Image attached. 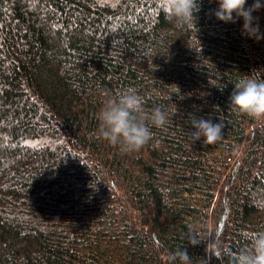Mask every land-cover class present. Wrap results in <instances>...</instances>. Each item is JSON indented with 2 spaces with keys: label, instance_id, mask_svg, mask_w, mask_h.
<instances>
[{
  "label": "trees",
  "instance_id": "obj_1",
  "mask_svg": "<svg viewBox=\"0 0 264 264\" xmlns=\"http://www.w3.org/2000/svg\"><path fill=\"white\" fill-rule=\"evenodd\" d=\"M197 3L181 27L156 0H0V264H232L264 231V119L228 109L264 39ZM130 87L168 122L123 153L97 117ZM190 116L222 139L193 142Z\"/></svg>",
  "mask_w": 264,
  "mask_h": 264
},
{
  "label": "clouds",
  "instance_id": "obj_2",
  "mask_svg": "<svg viewBox=\"0 0 264 264\" xmlns=\"http://www.w3.org/2000/svg\"><path fill=\"white\" fill-rule=\"evenodd\" d=\"M211 2V0H210ZM218 8L213 15L224 23H236L243 19L242 33L257 41L264 39L260 32L258 18L253 13L264 7L261 0H254L251 7H245L246 0H216ZM157 6L171 16L178 26L194 22V12L200 10L197 0H156ZM103 107L98 114V138L117 146L123 153L139 151L152 138L151 127L163 129L168 122V114L157 106L150 111L144 107V98L134 89L128 88L117 96L105 94ZM228 109L236 115H246L252 119H264V79L253 75H242L234 84L229 97ZM190 136L193 142L203 138V143L212 145L223 137L224 123H213L211 119L190 116ZM249 247L232 254V264H264V231L251 236ZM195 246L200 241L189 238ZM208 252V251H206ZM222 260L219 251L210 252ZM171 261L180 264H193L186 250L182 247L170 254Z\"/></svg>",
  "mask_w": 264,
  "mask_h": 264
}]
</instances>
